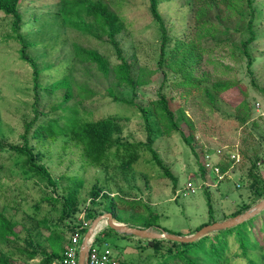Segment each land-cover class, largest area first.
Listing matches in <instances>:
<instances>
[{
    "label": "rangeland",
    "instance_id": "rangeland-1",
    "mask_svg": "<svg viewBox=\"0 0 264 264\" xmlns=\"http://www.w3.org/2000/svg\"><path fill=\"white\" fill-rule=\"evenodd\" d=\"M63 1L29 0L20 4L23 27L19 34L30 45L26 54L38 66L39 87H35L30 65L21 60L22 46L11 28V19L0 14V140L22 144L27 124H32L31 135L38 123L47 120L57 119L62 126L63 117L97 120L111 116L119 120V131L112 137L115 144L143 143L147 131L139 109L142 107L151 112L153 148L176 184L163 175L146 150L130 167L114 159L105 168L88 165L81 146L63 136L29 140L34 153L41 154L39 163L49 171L54 187L28 172L22 163L23 156L14 154L8 159L6 151L0 152V209L17 224L18 235L14 242L0 241V257L14 264H40L41 256L28 260L27 253L61 254L70 239L66 228L76 216L84 211L98 216L107 213L111 199L116 206L115 223L143 228L145 222H153L160 226L158 229L178 236L193 232L206 222L204 188L210 192L217 222L224 221L222 217L238 205L253 204L248 171L255 158L259 166L254 174L264 179V0L255 2L260 17L256 29L258 41L252 45L255 62L251 71L245 61L232 53L233 45L224 41L228 35L237 40V35L221 32L229 26L233 28V16L222 19L213 28L221 32L215 39L224 42L216 45L215 40L194 31V17L187 0H160V13L171 34L183 33L185 40H192L196 46L198 40L204 39L203 43L207 42L211 48L203 53L194 71L202 84L199 89L176 86L168 67H159L161 36L149 13L148 0H100L123 21L124 29L117 41L131 66L134 88L119 85L112 71L104 76L94 64L72 57L73 44L77 43L97 50L110 66L118 63L114 49L104 38L74 42L75 30L65 26L58 13ZM163 74L167 76L165 81ZM64 78L67 86L61 83ZM218 83L229 87L221 93L213 91L209 101L205 91ZM66 93L70 94L67 99ZM159 94L166 96L173 111L184 112L191 124L193 149L178 132L160 135L161 127L152 114ZM182 128L188 132L185 125ZM219 149L236 154L240 162L228 164L225 157L227 176L216 188L204 187L194 195L183 196L180 191L190 177L194 184L200 185L197 156L217 155ZM72 189H76L77 213L63 221L64 199ZM91 190L97 192L96 197ZM254 223L256 227L263 226L264 215ZM106 228L105 221L98 227L99 232ZM139 240L110 234L100 238L101 244H107L118 258V264H158L161 257H150L151 250L142 248L145 241ZM238 248L230 237L225 254L230 264H245L242 258H234ZM52 264H59V260Z\"/></svg>",
    "mask_w": 264,
    "mask_h": 264
},
{
    "label": "trees",
    "instance_id": "trees-1",
    "mask_svg": "<svg viewBox=\"0 0 264 264\" xmlns=\"http://www.w3.org/2000/svg\"><path fill=\"white\" fill-rule=\"evenodd\" d=\"M23 1L29 0H0V14L5 18L11 19V28L17 34L16 39L21 43L20 57L25 63L29 64L32 72L35 87H39L38 75L39 69L35 61L26 54V49L30 47L29 44L24 42V39L19 34V30L22 25V15L20 12V4ZM186 1V0H185ZM256 0H187L186 4L190 7V14L194 17L193 28L195 32L203 34L205 37H209L215 40V44H221L222 40H216L217 34L221 32L230 33L233 32L237 35V40H232L231 36H226L224 41L227 44H232V53L236 55L239 60H243L246 63V68L251 71V68L255 62L253 56L252 45L258 41L256 35V29L259 21V11L255 6ZM148 9L152 19L157 23L159 33L161 36V43L159 46V67H168L172 72L173 83L180 87H193L200 88L201 82L194 75L196 67L203 58V53L211 51L209 44L203 43L202 40H198L199 44L196 46L192 40H185V35L171 34L167 25L165 24L163 17L160 13V0H148ZM58 13L63 19L64 25L68 28L75 30L74 42L82 40L85 42L89 38H95L101 40L104 38L106 42L114 49L118 63L114 66H110L108 61L95 49H88L80 44H73V58L75 60L85 62L88 64H94L97 70L104 76H107L109 71L115 75L119 85L136 87V83L131 74V66L122 54V49L117 41L118 35L123 31L124 24L120 17L111 11V9L100 0H64L61 2V8L58 9ZM227 14V17L222 15ZM234 17L235 22L233 28L225 25L222 27L223 31H214L213 28L221 23L222 19ZM85 19H88L86 21ZM232 26V25H231ZM229 28V29H228ZM96 31V32H95ZM97 31L99 33H97ZM205 31V33H204ZM202 39V36H199ZM191 41V42H190ZM238 44L235 45L234 42ZM234 57V56H233ZM164 81L167 76L163 74ZM67 80L61 82L67 86ZM229 86L227 84H214L212 90L207 89L205 96L209 101H212V92L221 93ZM67 89H69L67 87ZM69 93H66V99L69 97ZM115 101H120L119 98L114 97ZM170 102L165 95L159 94L158 100L154 102V110L152 114L155 115L157 124L161 127L160 135L171 134V132H178L183 142L193 149V136L191 130V124L185 117L182 110L173 111L170 108ZM142 112V116L146 125V141L133 144H115L112 140L113 135L119 131L118 119L115 117H103L97 120H84L79 117H63L65 120L61 126L58 124L57 119L47 120L38 123L33 133L29 135L32 124H27L24 134H22V144H11L2 142L0 140V152L6 151L8 153V159L15 155H21L24 157L22 161L26 170L32 173L35 177H38L46 181L51 187H54V182L50 176L49 171L43 164L39 163L41 157L40 153H34L32 147L29 144V140L50 139L54 140L59 136L67 138L69 141L80 145L82 148V156L88 165L108 167L110 162L114 159L120 161L121 164L128 167L136 163L142 150H146L151 154V159L155 165L162 171L163 175L173 181L176 184V179L171 175L169 169L163 164L159 158L158 153L153 148V142L155 139V132L151 127V112L146 108L139 107ZM187 127L186 133L182 126ZM201 155H204L201 154ZM198 170L200 176L205 178V172L202 168V158L197 156ZM255 160L248 171L249 190L251 191L253 204L259 199L264 198V179H261L255 173L259 162ZM226 163H231L228 161ZM226 163L221 164L222 170H226ZM213 181V179H210ZM239 188L240 186H236ZM206 205H207V220L201 224L195 231L189 232L188 236L194 234L196 231L204 226L217 222L214 217V208L210 198V192L206 191ZM201 191V190H200ZM93 197L97 196L95 190H91ZM107 197V196H106ZM76 189H72L67 198L64 199V212L61 216L63 221L70 219L77 213V200ZM51 200H55L51 198ZM253 204L238 205L234 210L225 214L221 220L235 217L242 214L249 209ZM116 206L111 199L110 204L106 207V212L112 214V218H115ZM89 212L87 219L92 222L97 216ZM260 215H264V210L257 216L235 226L230 229L217 231L212 234L206 235L197 241L189 244H180L167 240H143L145 244L142 248H148L151 250L150 257H161L158 264H230V258L226 257V251L228 250V239L233 237L238 244L239 253L234 255V258H242L245 260V264H264V225L261 227L255 226V221ZM16 223L11 222L4 212L0 209V241L2 242H14L17 240L18 235L15 231ZM160 228L159 225L153 222H145L143 228ZM76 226L71 222L66 228V231L71 232ZM86 229H79V233L83 235ZM119 236L123 239H128L130 236H125L114 232L113 230L106 228L99 232L95 237V242L101 244V235L107 237V235ZM172 234V233H171ZM177 235V234H176ZM140 242V240L138 241ZM38 256H41L40 264H52L54 260H59L62 253L52 252L50 254L46 252L38 253L32 251L27 253V259L32 260ZM0 264H14L11 260H6L0 257Z\"/></svg>",
    "mask_w": 264,
    "mask_h": 264
},
{
    "label": "built area",
    "instance_id": "built-area-1",
    "mask_svg": "<svg viewBox=\"0 0 264 264\" xmlns=\"http://www.w3.org/2000/svg\"><path fill=\"white\" fill-rule=\"evenodd\" d=\"M255 105L257 108L259 107L258 103H256ZM216 154L217 155H211L209 153H206L202 156V168L205 172L206 179L200 176V185L197 186L193 183L192 177H190L184 185V188L180 191L183 196L194 195L204 187L216 188L218 183L224 180L227 176V171H223L221 167V164H223L225 157L228 159V161H231L234 164L240 162L239 157L234 153H225L221 149H219L216 151ZM211 178L214 179V183H210ZM90 224L91 222L87 219L86 211L82 212L78 217L76 216L73 221V225L76 226V228H74L70 232V239L67 246L62 252V256L59 259V264H79L78 254L80 250L81 240L84 234L81 235L78 231L81 228L87 230ZM96 235L89 243L86 264H118V258L114 255L107 244H98L97 242H95Z\"/></svg>",
    "mask_w": 264,
    "mask_h": 264
},
{
    "label": "water",
    "instance_id": "water-1",
    "mask_svg": "<svg viewBox=\"0 0 264 264\" xmlns=\"http://www.w3.org/2000/svg\"><path fill=\"white\" fill-rule=\"evenodd\" d=\"M263 210H264V198L260 202H258L255 206L251 207L244 213L221 222H214L212 224L204 226L198 231H196L194 234L188 236L173 235L161 229L136 228L120 223H115L113 221L111 213H104L96 217L91 222L89 228L85 231L80 244L78 261L79 264H86V257L89 248V243L92 240V238L100 231L98 227L103 221H105L106 227L121 235L135 237L140 240H148V241L167 240L180 244H189L208 235L209 233L222 231L235 227L257 216Z\"/></svg>",
    "mask_w": 264,
    "mask_h": 264
}]
</instances>
